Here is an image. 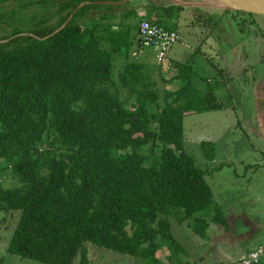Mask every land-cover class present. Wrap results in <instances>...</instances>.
Wrapping results in <instances>:
<instances>
[{
  "label": "trees",
  "instance_id": "obj_1",
  "mask_svg": "<svg viewBox=\"0 0 264 264\" xmlns=\"http://www.w3.org/2000/svg\"><path fill=\"white\" fill-rule=\"evenodd\" d=\"M143 1L0 0V211L18 212L8 253L89 264L90 242L147 258L180 244L172 218L202 237L228 226L184 132L186 114L226 107L222 83L172 63L177 86L161 91L131 46L140 21L177 30L189 7Z\"/></svg>",
  "mask_w": 264,
  "mask_h": 264
},
{
  "label": "rangeland",
  "instance_id": "obj_2",
  "mask_svg": "<svg viewBox=\"0 0 264 264\" xmlns=\"http://www.w3.org/2000/svg\"><path fill=\"white\" fill-rule=\"evenodd\" d=\"M143 4L145 2L140 0L133 2V6ZM185 6L189 8L184 9L179 22L172 25L180 33V39L169 49L166 61L162 64L157 62L154 47L143 48L139 61L154 66L153 74L162 92L165 88L175 89L177 86L176 81L171 80L178 74L172 63H192L203 86L207 79L214 84L222 83L216 94L225 102V108L186 114L185 148L206 172L214 200L233 230L225 233L222 224L212 222L208 232L210 235L215 233L212 240L216 238L222 249L233 256L250 242L264 237V14L252 16L248 14L251 12L239 13L203 4L199 5L202 10L191 8L194 5L190 4ZM32 10L39 11L40 8L33 6L29 11ZM197 14L199 17L202 14V18L197 20ZM210 19L212 22L205 25ZM136 44L134 42L131 46V57L138 59L133 57L134 51L138 50ZM123 62V58L119 59L116 76ZM203 141L213 146L214 159H208L202 147ZM10 178L6 182L9 183ZM17 220L18 212L13 217L9 212L0 211V264H48L8 253L7 247ZM171 222L174 236L180 242L170 244L168 250L172 256L180 253L178 246L189 241H192L194 253L201 255L209 251L210 245L204 247L200 244L212 241L209 236L204 238L194 233L186 222L180 223L174 218ZM197 243L199 247H196ZM86 245L89 264H168V260L166 262L161 256L165 245L147 258L90 242ZM172 258L176 262L182 259ZM209 260L206 255L204 263H209ZM80 261L78 255L73 264H81Z\"/></svg>",
  "mask_w": 264,
  "mask_h": 264
},
{
  "label": "built area",
  "instance_id": "obj_3",
  "mask_svg": "<svg viewBox=\"0 0 264 264\" xmlns=\"http://www.w3.org/2000/svg\"><path fill=\"white\" fill-rule=\"evenodd\" d=\"M139 48L133 55L137 58L141 56V51L146 47L156 49L157 62L166 61L169 49L180 39L177 30L169 29L164 26L152 23L144 19L139 23ZM264 255V239L252 247L247 253L242 254L233 264H255Z\"/></svg>",
  "mask_w": 264,
  "mask_h": 264
},
{
  "label": "crops",
  "instance_id": "obj_4",
  "mask_svg": "<svg viewBox=\"0 0 264 264\" xmlns=\"http://www.w3.org/2000/svg\"><path fill=\"white\" fill-rule=\"evenodd\" d=\"M161 1H165V0H161ZM221 228H223V231L225 233H228L229 231L233 232L229 223H228V226L223 225V227ZM212 235H215V233H212L210 235L209 232H207L206 236H209V240H212L211 238ZM263 239L264 237L256 242H250L249 246H245L244 248L242 247L239 251L235 252L233 256L230 253L228 254L226 250L222 249L220 243L218 242L216 238H214V240L212 241H209L210 243L209 242L200 243L201 246H204V247H206V245H210V248L208 249L209 251L207 253H202L201 255H199V253L193 252L192 241H189L186 243V245H180L177 247L180 253L176 252V254L172 256V253L168 250V248L165 247V250H163L164 252L161 256L166 262L168 260V264H205L204 260H205L206 255L210 257V260L208 261L209 263L207 264H233L236 261V259H238L239 256H241L244 253H247L252 247L260 243ZM200 244L197 243L196 247H199ZM183 248H185V251ZM172 257L174 258L177 257L175 259L182 257V259L176 262L172 260L173 259ZM257 264H264V255L261 257L260 261Z\"/></svg>",
  "mask_w": 264,
  "mask_h": 264
},
{
  "label": "water",
  "instance_id": "obj_5",
  "mask_svg": "<svg viewBox=\"0 0 264 264\" xmlns=\"http://www.w3.org/2000/svg\"><path fill=\"white\" fill-rule=\"evenodd\" d=\"M82 3L80 6L85 4ZM179 5L190 4L194 6H199L201 4L208 5L210 7H218L231 10H244L251 13L264 14V0H201L200 2H174ZM72 15L69 17L68 21L71 19ZM67 21V22H68ZM64 23L59 29L65 26Z\"/></svg>",
  "mask_w": 264,
  "mask_h": 264
},
{
  "label": "bare ground",
  "instance_id": "obj_6",
  "mask_svg": "<svg viewBox=\"0 0 264 264\" xmlns=\"http://www.w3.org/2000/svg\"><path fill=\"white\" fill-rule=\"evenodd\" d=\"M172 1H174V2H180V0H172Z\"/></svg>",
  "mask_w": 264,
  "mask_h": 264
}]
</instances>
